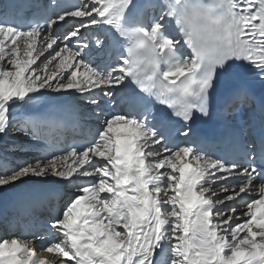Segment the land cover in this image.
Wrapping results in <instances>:
<instances>
[{"label": "bare ground", "instance_id": "obj_1", "mask_svg": "<svg viewBox=\"0 0 264 264\" xmlns=\"http://www.w3.org/2000/svg\"><path fill=\"white\" fill-rule=\"evenodd\" d=\"M115 1L117 0H83L71 13L55 17L48 30L41 34L29 32L19 34L12 28L8 29L0 24V60H3L4 66L8 62L15 65L7 71V76L17 73L21 78L27 72L28 65H21L19 60L28 58L31 61L33 51L38 52L42 48L49 50L59 41L69 47L68 62L71 65L75 63L82 66V71L75 74L78 77L74 87L77 89L75 93L72 90L68 91V88L53 90L56 88L54 84L60 79L57 76L48 77L46 83L43 81L41 86L37 87L33 85L34 87L28 88L29 90L24 89V77L12 85L7 79H0L2 101L0 108L13 100L6 106L5 121L0 123V152L3 151V158L0 156V174L9 173L19 166V160L14 165L7 164L9 160L16 159L15 153L18 151L24 155L22 159L25 161L35 157L37 161L39 159V166L27 167L28 172H34L36 167L42 166L39 170L45 173H30L0 180V236L4 234V240L2 239L3 242L0 243V256L15 255L16 264H101L95 259L91 240L83 236L81 225L78 229L75 227L78 213L87 210L99 234H105V231L106 233L123 231L122 239L112 241V246H117V250L126 248V244L133 237L130 234L136 232L144 239V234L138 233L139 224H134L139 219L141 221L144 214H147V224L157 220L158 225L155 224L154 227L158 229L156 228L155 235L151 236L153 244H156L151 249L154 252L150 254L152 256L148 264H185L186 261L181 260L180 255L188 241L195 245V256L203 264L209 256L206 251L209 244L214 249L213 257L218 262L221 260L225 264H264L262 256L264 241L258 240L264 236V184L254 178L245 166H222L208 156L193 153L189 149L188 137L180 139L181 137L176 136V139L171 141L167 134L163 137L151 136L144 129V122L136 123V114L132 116L127 105L128 100H125L128 94V62L126 58H119L117 55L119 46L114 40L106 37V29L103 28L106 14L104 9ZM185 1L146 0L144 12L140 11L138 15L142 16L143 26L149 35L157 30L162 31L164 39L160 47L163 50L172 47L190 56L198 41L179 15L178 6ZM3 10L4 6H1V16ZM150 16L159 18L154 27H149L148 23H145L146 17ZM76 20L79 23L73 25V21ZM218 36L219 39L226 41L227 32L223 30ZM212 41L213 46L217 45L222 49L223 55H220V60H227L228 48L224 46V42L218 40L217 44V40ZM238 45L240 47L241 43ZM73 48L76 53L72 51ZM212 49L214 48L210 47L208 51ZM186 57L183 65L176 63L174 72L168 71L169 77L171 75L179 77L193 69L194 59ZM49 99L50 104L55 106L40 114V107L49 103ZM17 121L16 128L25 131L13 133L8 136V144H3L1 139ZM96 122L100 125H96ZM60 136L64 139L76 137L87 141L93 139L99 145L96 144L93 150L82 154L65 153L57 156L55 152L46 151L47 142L59 143ZM124 140L132 144L135 152L131 157L130 168H126L118 160L121 153L116 148ZM172 147H175V152L170 156V169H167V175H162L157 165L155 168L152 167L154 163L150 160L153 161L155 156L152 153L155 150L169 155ZM190 170L196 173L193 177L194 182L186 191L181 192L179 190L181 180ZM218 174H222L223 178L232 183L251 178L249 182H242L243 186L235 194V198L241 199L240 204L235 203V210L240 205L244 206L249 196L263 199L261 203L255 201L253 209L250 203L251 208L247 210V214L242 215L248 218L250 211H253V215L263 214L261 220L255 217L252 226H248L245 242H250V246L240 247L241 242H233V247L237 246L233 252L229 251V244L226 243L228 240L225 241V236L221 234L224 230L220 228L228 219L220 221L222 215L213 214L212 211L221 203L212 200V196L217 198V193L212 190L217 187ZM166 178L167 189L163 186L165 183L163 179ZM92 182L96 186L80 197V204L70 206L66 217L57 222L59 218L55 216V211L67 201L64 194L60 195L56 190L65 186V189L70 191L79 183L84 185ZM166 191L168 196H165ZM15 192L22 195L13 198ZM103 196L108 197V200L101 204L98 201ZM162 199L170 203L161 204ZM147 202L150 204V210L146 207ZM22 204L32 207L31 217L22 212ZM116 206L123 209L127 206L128 209L125 212L127 223L122 227L115 224L117 217L109 213L110 207L114 210ZM166 207L170 209V216L164 211ZM177 215L180 216L178 225L175 223ZM40 224L56 228L47 233L44 230L41 232L38 229ZM38 232L43 233L44 237L24 240ZM192 237H196V242L191 240ZM40 239H51L55 245L49 247L48 251L34 255V246L38 245L36 243ZM74 242L76 246H73ZM159 242L162 243V247L157 245ZM139 243L140 248H143L145 244L143 240ZM81 245L86 249V256L80 251ZM131 247L127 253L122 251L123 258L132 253ZM171 247L173 250L169 249ZM60 248L61 253L59 251L58 253L57 250ZM228 252L230 254L226 256ZM186 264H193V261L190 263L188 259Z\"/></svg>", "mask_w": 264, "mask_h": 264}, {"label": "rangeland", "instance_id": "obj_2", "mask_svg": "<svg viewBox=\"0 0 264 264\" xmlns=\"http://www.w3.org/2000/svg\"><path fill=\"white\" fill-rule=\"evenodd\" d=\"M77 23H79L78 20L73 21V25L77 24ZM57 38H60V37H57ZM65 39H66V37H65ZM74 49L75 48H73L72 51H74ZM68 51H69V47L65 44L63 45L62 41H59L58 43H54L49 50H45L42 48V50H40L38 52L33 51L32 55H31V61H29L28 58L27 59L25 58V60H22V61L19 60V63H21V65H23V66L28 65L27 72L23 76H21V78L24 77V81H23L24 89H28V88L31 89L34 86H36V87L41 86V83L43 81H45V83H46V81L49 78H52L53 76L54 77L57 76L58 78L60 77V79L58 82H56L54 84V86H56V88H54L53 90H59V89H63V88L67 89L68 88V91L72 90L75 93L77 91V89L74 87L76 86V81L78 79V77H76L75 74H76V72L82 71V66H81V64L77 65L75 63L71 65L68 62V57H69V53H70ZM74 53H76V51H74ZM9 57H11V55ZM89 64H91V63H89ZM13 66L15 67V65H13V63L10 64L9 62L6 66H4L3 60H0V79L9 80L11 85L16 84V82H18L21 79V78H19L17 73L12 74V76H10L11 74L9 76H7V71L11 70V67H13ZM84 90H86V89H84ZM86 92H88V90H86ZM70 94H72V92H70ZM0 102H2V101H0ZM12 102H13V100L10 102H7L5 107L0 108V123H3V121H5L6 114H7L6 106L11 104ZM14 124H16V125H14L13 128H10L8 131H6L7 135L3 136V139H1L2 142H4L3 144H8V142H9L8 136L13 135V133H15V132L20 133V132L25 131L24 129L19 130L16 128L18 125V121L15 122ZM96 125H100V123L96 122ZM14 128H16V129H14ZM6 137L8 138V140ZM96 144L97 143H95V145ZM95 145L92 147L91 150H93L97 145H99V143L96 146ZM169 151H171L169 153V155H165V154H162L160 152L158 153L155 150L152 153L153 156L155 155L154 160L153 161L150 160L151 163H154V166L152 165V167L155 168V166L157 165V168L160 169L159 172L162 175L168 174L167 172L170 169V164H171L170 156L173 155V153L175 152V149L170 148ZM15 155H16V157H15L16 159L15 160H13V159L9 160L7 162V164L14 165V163H16L17 160H19L20 161L19 166H16V168L12 169L9 173L0 174V180L7 179V178H15V176H19V175L22 176V175H26V174H30V173L45 174L42 172V170H39V168H41L42 166L36 167L34 172H28L26 170V168L30 167V166H35V165L39 166V159L37 161L36 157L32 158L28 161H25L24 159H22L24 157V155H21L20 151L15 153ZM61 155H59V156H61ZM0 156L3 158V151L2 150L0 152ZM158 165H160V166H158ZM93 170L97 171L96 169H93ZM217 177L219 178V179L218 178L216 179L217 180V182H216L217 187L212 190L214 193H217L216 194L217 198H215L212 195H209V196H212V200H215L216 203L217 202H221V203H220V206L218 208L215 207L212 211H213V214L218 215V213H219L220 216L222 215L221 216L222 218L220 217V219H221L220 221H225L226 219H228V222H225L224 224H222L220 226V228L224 230V231H222L221 234L225 236V241L228 240V241H226V243L230 245V246L228 245V247H230L229 251L233 252L235 250V248H237V246L233 247L234 245H232V244H234L236 241L241 242L240 247L241 246L242 247L250 246L251 243L245 242V239L247 240V233L249 230L248 226H252L251 224L254 221L255 215H253V211H250V216H248V218L247 217L244 218V216H242V215L247 214V212H248L247 210L249 208H251L250 207L251 205H252V209L254 208V202L255 201H259L261 203L262 202L261 200H263V199H256L254 197L249 196V198L247 200H245L244 206L240 205L235 210V208H236V206H234L235 203L238 202L240 204V201H241V199L239 200V198H235V194L239 191L240 187L243 186L242 183H232L227 178H223L222 174H218ZM163 181L165 182L163 184V186L165 187V189H167V183H168L167 178L163 179ZM94 186H96V184L94 182H92L91 184H84V185L79 183V184H77L76 187H74L70 191L66 190L65 186L62 187V189L56 190L57 192H59L60 195L64 194V197L66 198V201H67V202H65V204H62L55 211V216L57 218H59L57 220V222L59 220L62 221V218L66 217V214L68 212V208H70V206H72L74 204H76V205L80 204V202H81L80 197L86 193H89ZM165 196H168L167 191L165 192ZM106 200H108V197L103 196L99 199L98 202L103 204V202ZM173 202L175 203V201H173ZM160 203L165 204V203H170V201H167L166 199L165 200L162 199V202L160 200ZM250 203H251V205L249 206ZM239 204H237V205H239ZM146 207H147V209L150 210V204L148 202L146 203ZM155 209L156 208L154 207L153 210H155ZM164 209L163 210L165 211L166 215L170 216V214H171L170 209L167 207ZM126 211H128L127 206H125L124 209L119 208V206H116L114 210L112 207H110L109 213L113 214L117 217V219L115 220L116 225L122 227L127 223V220H126L127 215H125ZM228 211L230 213H228ZM251 212H252V214H251ZM178 215L175 218V223L177 222L176 225H178L179 219H180V216H178ZM150 216H151V214H150ZM235 216L236 217L238 216L239 218L238 217L236 218ZM151 217L154 220L153 215ZM141 219H142L141 221H140V219L137 220L138 222L135 221L134 224L135 223L139 224L137 226L138 227V233H140L141 235L144 234V239H141L143 237H139L136 232L132 235L130 234V236H133V237H131L130 241L126 244V248H124L123 250H122V248H118L119 250H117V246H115V245H114L115 247L112 246V241H118V240L122 239V237L124 235L123 231H120V230L117 232L110 231L108 233H106L107 231H105L106 235L105 234H99V232L96 231V229L94 227L95 223L93 222V220H88V221L84 222L81 226V231H82V234L84 237H88L91 240V243H92V245L94 247V251H95V259L97 261L101 262V264H141L142 261H144L142 264H148V262H149L148 260H149V258H151L150 256H152L150 254L154 252V251L152 252L151 249L154 246V244H156V243L153 244L151 236L155 235L158 227H156L157 228L156 229L154 226H155V224L158 225V223L156 220V221H153L152 224H147V214H144V217ZM258 220H261V219H258ZM40 225H41V228L39 230L41 232L44 230L46 233L51 231V230L53 231L54 228H56V227L50 226V225L49 226L43 225V224H40ZM129 225H130V223H129ZM129 230H130V228H129ZM107 234H109V235H107ZM115 234H117L116 237L111 236V235H115ZM172 235H173V233L170 234V237H172ZM187 235H188V233L185 236H187ZM108 236H109V238H108ZM190 236H192V235H190ZM40 237L43 238L44 234L38 232V233L32 235V237H28L24 240H26V241L31 240L32 238L38 239ZM2 239L4 240V234H2L0 236V243L3 242ZM141 240H143V242L145 243L143 248L142 247L140 248L141 245H139L140 244L139 242ZM191 240L193 242H196V237H192ZM258 240L263 242L264 236L258 238ZM137 241H139V242H137ZM197 243H198V241H197ZM36 244H38V245L34 246V251H33L34 255L40 254L41 251L42 252L48 251V249H50L49 247L52 248L55 245V243L52 242L51 239H42V240L40 239V241L37 242ZM157 245L159 247L163 246L161 242H159V244H157ZM80 247H81L80 248L81 253L84 256H86L87 252H86L85 247H83L82 245ZM129 247H131L132 253L129 255H126L123 258V252L127 253L129 251ZM169 249L173 250V247H171ZM58 251L61 253V248L58 249L57 252ZM177 251H178V249H177ZM195 251H196L195 245L188 241L187 244L185 245V248H182L181 255L179 254L180 259L185 260L186 261L185 264L187 263L188 259H189L190 263L193 261V264H203V262H199L200 260L197 259V257L195 256ZM206 251L208 252L209 256H208L207 261H206L207 263L205 262L204 264H225L221 260L218 262L217 259H215L213 257L215 254H213L214 249L212 248L211 244H209L206 247ZM230 252H228L226 254V256L227 255L229 256ZM188 255H189V258H188ZM208 262H210V263H208ZM170 263H172V261H170Z\"/></svg>", "mask_w": 264, "mask_h": 264}]
</instances>
